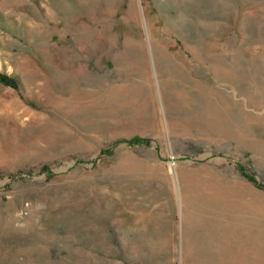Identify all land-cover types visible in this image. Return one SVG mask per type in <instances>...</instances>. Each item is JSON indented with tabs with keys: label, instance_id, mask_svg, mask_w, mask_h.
<instances>
[{
	"label": "rangeland",
	"instance_id": "obj_1",
	"mask_svg": "<svg viewBox=\"0 0 264 264\" xmlns=\"http://www.w3.org/2000/svg\"><path fill=\"white\" fill-rule=\"evenodd\" d=\"M0 73V264H264V0H0Z\"/></svg>",
	"mask_w": 264,
	"mask_h": 264
},
{
	"label": "trees",
	"instance_id": "obj_2",
	"mask_svg": "<svg viewBox=\"0 0 264 264\" xmlns=\"http://www.w3.org/2000/svg\"><path fill=\"white\" fill-rule=\"evenodd\" d=\"M0 81L3 83H6L8 85L14 86V87H17V85H18V82L15 78L9 77V76H7L5 74H1V73H0ZM144 142H145L144 139L137 138V137H135L134 139L128 140L129 144H142ZM239 169L241 170L242 174L245 177H247L250 181L257 184V186L259 188L264 189L263 184L261 182H259V180L257 179V177L255 175L248 173L243 166H239ZM44 170L49 172L48 167H44Z\"/></svg>",
	"mask_w": 264,
	"mask_h": 264
}]
</instances>
